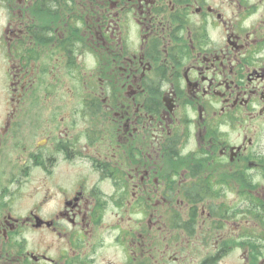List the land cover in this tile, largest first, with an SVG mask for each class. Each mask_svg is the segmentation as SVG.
<instances>
[{
  "label": "flooded vegetation",
  "instance_id": "flooded-vegetation-1",
  "mask_svg": "<svg viewBox=\"0 0 264 264\" xmlns=\"http://www.w3.org/2000/svg\"><path fill=\"white\" fill-rule=\"evenodd\" d=\"M0 264H264V0H0Z\"/></svg>",
  "mask_w": 264,
  "mask_h": 264
}]
</instances>
